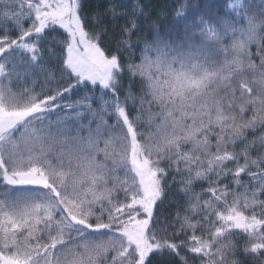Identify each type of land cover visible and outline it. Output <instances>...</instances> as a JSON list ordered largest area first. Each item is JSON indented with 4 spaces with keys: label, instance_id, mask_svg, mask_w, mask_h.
<instances>
[{
    "label": "snow or ice",
    "instance_id": "obj_1",
    "mask_svg": "<svg viewBox=\"0 0 264 264\" xmlns=\"http://www.w3.org/2000/svg\"><path fill=\"white\" fill-rule=\"evenodd\" d=\"M0 264H264V0H0Z\"/></svg>",
    "mask_w": 264,
    "mask_h": 264
},
{
    "label": "trees",
    "instance_id": "obj_2",
    "mask_svg": "<svg viewBox=\"0 0 264 264\" xmlns=\"http://www.w3.org/2000/svg\"><path fill=\"white\" fill-rule=\"evenodd\" d=\"M90 2H92V0H90ZM155 2L158 4V5H164L168 2V0H155Z\"/></svg>",
    "mask_w": 264,
    "mask_h": 264
}]
</instances>
